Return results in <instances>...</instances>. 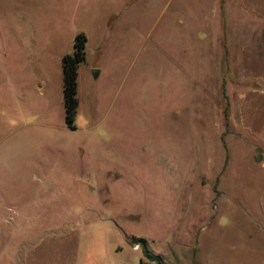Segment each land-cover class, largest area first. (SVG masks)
<instances>
[{
  "label": "rangeland",
  "instance_id": "374dc122",
  "mask_svg": "<svg viewBox=\"0 0 264 264\" xmlns=\"http://www.w3.org/2000/svg\"><path fill=\"white\" fill-rule=\"evenodd\" d=\"M52 1L49 49L86 38L73 128L47 59L17 63L0 26V264L65 224L94 264H154L140 239L166 264H264V143L215 0Z\"/></svg>",
  "mask_w": 264,
  "mask_h": 264
},
{
  "label": "crops",
  "instance_id": "0c3cea01",
  "mask_svg": "<svg viewBox=\"0 0 264 264\" xmlns=\"http://www.w3.org/2000/svg\"><path fill=\"white\" fill-rule=\"evenodd\" d=\"M215 5L214 21L211 24L209 18H205V26L213 25L212 37H224L228 56L235 59L242 84L236 105L237 122L264 143L261 135L264 129V0H239L238 7L232 0H215ZM59 6L52 0H0V26L4 27L3 36L7 37L4 43L11 58H18L19 64L20 59L21 62L33 57L47 59L46 65H51L55 76L53 80L60 83L62 89L61 57L67 51L64 48L50 50L49 43L46 45L42 38L47 37L48 41L55 37L50 24L55 25ZM72 12L75 13V3ZM11 37L34 39L26 46L20 38L16 47ZM39 82L45 83V80L39 79ZM82 239V228L76 224L43 230L23 246L20 263L94 264L91 257L85 256Z\"/></svg>",
  "mask_w": 264,
  "mask_h": 264
},
{
  "label": "trees",
  "instance_id": "16d2710c",
  "mask_svg": "<svg viewBox=\"0 0 264 264\" xmlns=\"http://www.w3.org/2000/svg\"><path fill=\"white\" fill-rule=\"evenodd\" d=\"M85 35L77 32L72 38V49L61 57L62 72V103L64 111V121L66 125L73 128V118L77 105L76 93V68L79 62L84 59ZM143 255L154 262V264H166L158 255L153 254L146 248L145 241L139 240ZM140 264H143L140 261Z\"/></svg>",
  "mask_w": 264,
  "mask_h": 264
},
{
  "label": "water",
  "instance_id": "95a60500",
  "mask_svg": "<svg viewBox=\"0 0 264 264\" xmlns=\"http://www.w3.org/2000/svg\"><path fill=\"white\" fill-rule=\"evenodd\" d=\"M96 73V71H94Z\"/></svg>",
  "mask_w": 264,
  "mask_h": 264
}]
</instances>
